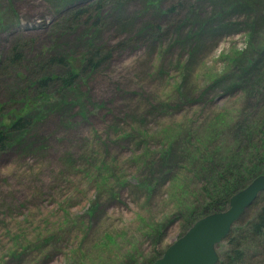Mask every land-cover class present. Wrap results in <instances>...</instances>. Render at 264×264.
Segmentation results:
<instances>
[{
    "label": "rangeland",
    "instance_id": "1",
    "mask_svg": "<svg viewBox=\"0 0 264 264\" xmlns=\"http://www.w3.org/2000/svg\"><path fill=\"white\" fill-rule=\"evenodd\" d=\"M262 55L264 0H0V264L155 261L210 214L211 171L264 170ZM56 56L71 89L32 85ZM242 249L264 264V233Z\"/></svg>",
    "mask_w": 264,
    "mask_h": 264
},
{
    "label": "trees",
    "instance_id": "2",
    "mask_svg": "<svg viewBox=\"0 0 264 264\" xmlns=\"http://www.w3.org/2000/svg\"><path fill=\"white\" fill-rule=\"evenodd\" d=\"M103 2H97L96 8H100ZM64 7V6H63ZM76 9V8H75ZM76 9L78 13H75L73 17V20L78 18L80 16L81 11L84 10ZM61 52V51H60ZM97 53H93L92 56H97ZM263 56V55H262ZM264 57V56H263ZM102 59V58H101ZM84 62V61H83ZM47 65H50L51 63H57L63 69H65L64 72L61 74H45L42 77H36L33 76L30 80H32V85L40 88H46L48 86L49 82H55L57 86L65 88V89H71V87L74 85L75 78L78 77L77 73L80 70V66H77L76 63H70L67 60V57L63 56H56L49 58L46 62H44ZM90 64V63H89ZM86 65V64H85ZM254 65V64H253ZM253 67V66H252ZM250 69H245L243 71V75H246L249 72ZM241 74L238 75V79L241 80ZM264 76V72L262 73ZM249 77H253V79H261L263 80V77L261 76L256 77L253 74H251ZM29 81V80H28ZM26 82L24 86V91H26L27 83ZM240 85V81H236V87ZM19 121L16 123V126H19ZM12 125V121L8 122L6 124V127L9 128ZM10 129V128H9ZM5 134V135H4ZM7 133H4L2 130H0V148L4 147V144L7 143L9 140H6ZM6 140V141H5ZM5 142V143H4ZM236 147H238V142L236 143ZM248 170V173L245 175V171ZM247 170H244V176L240 177L238 181H236V173L232 174V171H229V178L225 180V172L223 171H211V175L209 177H214L213 183L208 180L206 186H204V191L207 189V186L211 183V188L209 191L204 192L203 195L206 196L205 204L202 206V210H207V212L201 213L207 214L209 212L215 211V210H224L227 207L229 197L239 191L240 189L244 188L253 178H255L258 175H261L264 173V170L257 169L256 166H247ZM210 172V171H209ZM223 178L220 179L221 177ZM220 179V181L218 180ZM201 193V192H200ZM260 197V196H259ZM257 197V199L259 198ZM255 200V202L257 201ZM199 217V216H198ZM198 217H195L194 220ZM248 228L249 230L246 232L247 234L237 235L236 236V230L234 227L231 229V233L228 237L230 245L232 247V253L231 254H221L220 260L217 262V264H242V261L244 259V253L242 249L243 243H245V240L247 238L249 239H258L260 238L264 233V204L260 207V209L257 211L256 216L254 219H251L248 221ZM153 260H150L149 264H152Z\"/></svg>",
    "mask_w": 264,
    "mask_h": 264
},
{
    "label": "water",
    "instance_id": "3",
    "mask_svg": "<svg viewBox=\"0 0 264 264\" xmlns=\"http://www.w3.org/2000/svg\"><path fill=\"white\" fill-rule=\"evenodd\" d=\"M263 191L264 174H261L230 196L227 209L197 219L153 264H216L219 261L216 245Z\"/></svg>",
    "mask_w": 264,
    "mask_h": 264
},
{
    "label": "bare ground",
    "instance_id": "4",
    "mask_svg": "<svg viewBox=\"0 0 264 264\" xmlns=\"http://www.w3.org/2000/svg\"><path fill=\"white\" fill-rule=\"evenodd\" d=\"M235 86H236V85H235ZM258 176H259V175H258ZM256 177H257V176H256ZM213 179H214V177H208V180H210L211 182L213 181ZM212 183H213V182H212ZM235 193H236V192H235ZM233 194H234V193H233ZM233 194H232V195H233ZM229 198H230V197H229ZM228 204H229V200H228ZM228 204H227V207H228ZM227 207H226V208H227ZM226 208H225V209H226ZM225 209H224V210H225ZM219 211H223V210H215V211H212V212H209V213H214V212H219ZM202 217H204V215H203ZM202 217H200V218H202ZM198 219H199V218H198ZM224 239H225V238H224ZM224 239H223V240H224ZM153 262H154V261H153ZM152 264H153V263H152Z\"/></svg>",
    "mask_w": 264,
    "mask_h": 264
}]
</instances>
